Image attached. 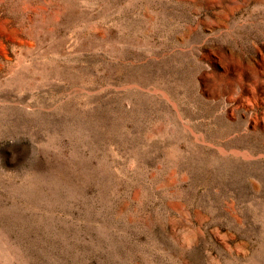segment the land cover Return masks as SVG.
Here are the masks:
<instances>
[{"label":"rangeland","instance_id":"obj_1","mask_svg":"<svg viewBox=\"0 0 264 264\" xmlns=\"http://www.w3.org/2000/svg\"><path fill=\"white\" fill-rule=\"evenodd\" d=\"M0 264H264V0H0Z\"/></svg>","mask_w":264,"mask_h":264}]
</instances>
